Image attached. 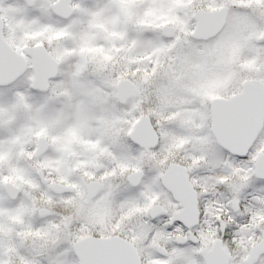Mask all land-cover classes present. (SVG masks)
<instances>
[{
  "label": "snow or ice",
  "instance_id": "6c2138e0",
  "mask_svg": "<svg viewBox=\"0 0 264 264\" xmlns=\"http://www.w3.org/2000/svg\"><path fill=\"white\" fill-rule=\"evenodd\" d=\"M0 264H264V0H0Z\"/></svg>",
  "mask_w": 264,
  "mask_h": 264
}]
</instances>
